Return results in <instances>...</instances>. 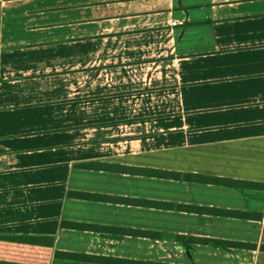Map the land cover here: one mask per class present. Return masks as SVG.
<instances>
[{"label":"crops","instance_id":"0c3cea01","mask_svg":"<svg viewBox=\"0 0 264 264\" xmlns=\"http://www.w3.org/2000/svg\"><path fill=\"white\" fill-rule=\"evenodd\" d=\"M56 251L264 264V0H0V264Z\"/></svg>","mask_w":264,"mask_h":264},{"label":"trees","instance_id":"16d2710c","mask_svg":"<svg viewBox=\"0 0 264 264\" xmlns=\"http://www.w3.org/2000/svg\"><path fill=\"white\" fill-rule=\"evenodd\" d=\"M168 176L169 173L164 172L162 176ZM174 175V174H171ZM185 178H189L191 180L195 181H202V182H208V183H214L223 185L226 187H231L234 189H237L241 192H243L244 189L252 188L254 186H257V183L255 182H249V181H243V180H235L231 178H225V177H215V176H205L200 174H186L184 176ZM261 187V185H258ZM142 234H150L148 232H141ZM181 238L182 242L185 246L190 247L193 243H202V244H208L212 246H217L219 248H225L227 246H234V247H240L241 245H246L243 243H237V242H230L226 240L221 239H208V238H188L186 236L183 237H177ZM54 257L56 258H67V259H74V260H87L91 262L96 263H104V264H178V263H168V262H161L157 260H149V259H132V258H113V257H97L92 255H86V254H75V253H68V252H59L56 251L54 253Z\"/></svg>","mask_w":264,"mask_h":264},{"label":"built area","instance_id":"2783aa9c","mask_svg":"<svg viewBox=\"0 0 264 264\" xmlns=\"http://www.w3.org/2000/svg\"><path fill=\"white\" fill-rule=\"evenodd\" d=\"M182 23H183L182 20H176V19H173V20L169 21V24L171 26H173V25H181Z\"/></svg>","mask_w":264,"mask_h":264}]
</instances>
